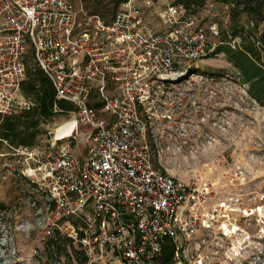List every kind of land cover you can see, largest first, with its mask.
<instances>
[{"label":"built area","instance_id":"2783aa9c","mask_svg":"<svg viewBox=\"0 0 264 264\" xmlns=\"http://www.w3.org/2000/svg\"><path fill=\"white\" fill-rule=\"evenodd\" d=\"M160 3L128 0L104 22L82 0H0V116L34 106L21 92L32 66L55 100L73 107L41 121L51 136L44 162L36 149L10 148L23 157L19 179L30 190L29 206L45 207L36 219L44 238L57 233L84 264H157L165 240L175 264L183 241L212 218L202 213L207 188L160 172L154 145L158 122L170 120L162 86L185 62L215 55L230 14L226 7L221 29L172 0ZM217 5L211 0L205 9ZM57 126L65 127L58 138Z\"/></svg>","mask_w":264,"mask_h":264},{"label":"rangeland","instance_id":"374dc122","mask_svg":"<svg viewBox=\"0 0 264 264\" xmlns=\"http://www.w3.org/2000/svg\"><path fill=\"white\" fill-rule=\"evenodd\" d=\"M212 2L219 4L217 11H201L198 17L206 26L221 27L224 10L230 14L232 5ZM150 20L161 31L156 15ZM235 77L224 54H218L185 62L162 86L159 98L170 120L158 122L154 166L186 185L207 188L202 213L212 217L209 228L183 241L175 264H264V108ZM46 124L32 148L42 162L50 152ZM22 160L0 140V264H78L71 254L46 259L51 239L36 222L45 207L28 204L30 190L19 179Z\"/></svg>","mask_w":264,"mask_h":264},{"label":"trees","instance_id":"16d2710c","mask_svg":"<svg viewBox=\"0 0 264 264\" xmlns=\"http://www.w3.org/2000/svg\"><path fill=\"white\" fill-rule=\"evenodd\" d=\"M128 0H82L87 12L98 15L104 22L113 18L118 7ZM156 2L158 0H150ZM174 4L183 6L191 14L198 15L206 11L205 7L211 0H172ZM225 5H232L228 34L223 33L215 55L224 54L236 72L235 77L247 87V94L264 108V0H214ZM244 15V16H243ZM257 22L258 26L246 29V21ZM249 24V23H248ZM261 26V27H260ZM259 28V29H258ZM238 38V46L232 48L229 38ZM21 92L30 99L34 106L18 115L0 117V140L10 147L34 148L39 135L41 121H49L55 115H63L72 111L71 105L55 100L54 91L46 76L36 67L27 68V78L22 84ZM54 107L60 113H53ZM0 209L3 206L0 205ZM174 245L171 240L163 243L161 264H172ZM46 259L70 254L80 261L79 253L74 251L71 243L55 234V239L48 240L45 245Z\"/></svg>","mask_w":264,"mask_h":264},{"label":"bare ground","instance_id":"6f19581e","mask_svg":"<svg viewBox=\"0 0 264 264\" xmlns=\"http://www.w3.org/2000/svg\"><path fill=\"white\" fill-rule=\"evenodd\" d=\"M64 130H65V127H62V126L55 127L54 132H55L56 138L60 137L62 133L64 132ZM63 137H67V136L64 135Z\"/></svg>","mask_w":264,"mask_h":264},{"label":"water","instance_id":"95a60500","mask_svg":"<svg viewBox=\"0 0 264 264\" xmlns=\"http://www.w3.org/2000/svg\"><path fill=\"white\" fill-rule=\"evenodd\" d=\"M54 128H55V127H54ZM54 128H53V129H54Z\"/></svg>","mask_w":264,"mask_h":264}]
</instances>
